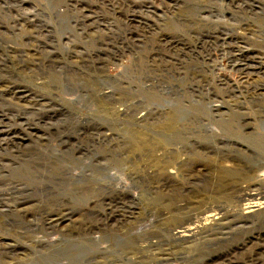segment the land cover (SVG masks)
<instances>
[{
	"label": "rangeland",
	"instance_id": "obj_1",
	"mask_svg": "<svg viewBox=\"0 0 264 264\" xmlns=\"http://www.w3.org/2000/svg\"><path fill=\"white\" fill-rule=\"evenodd\" d=\"M26 1L39 6L41 32L34 25L35 32L14 29V9L0 10V132L12 131L0 133V165L8 166L0 174L5 176L0 178V194L9 205L23 200L18 209L25 216L13 218L3 211L8 204L0 195V262L218 264L225 260L231 246L223 238L229 237L226 232L205 228L183 242L175 230L195 224L184 222L188 213L203 216L214 204L234 207L233 185L264 181L259 160L233 145L238 139L253 149L254 143L264 145V123L256 117L255 134L246 126L233 133L228 124L215 126L212 135L197 129L193 116H200L190 102L212 88L216 96L201 101L220 103L215 98L234 97L231 89V93L222 89L225 84L218 74L231 77L232 83L244 80L230 70L216 43L213 48H196L197 0L175 4L154 0L155 6L137 0L132 7L92 1L102 25L83 35L76 19L81 10L65 7L71 0ZM224 2L203 0L199 7L225 11ZM54 4L67 13L66 20ZM260 4L264 0H255V9L237 16L251 23L246 26L248 46L264 54V12H254ZM128 8L135 15L130 24L125 18ZM13 46L28 53L22 56ZM202 50L213 55L206 63L215 59L221 65L198 66L196 52ZM201 69L207 71L204 76L211 85ZM202 79L204 87L199 86ZM67 81L76 89L64 85ZM243 83L248 92L257 85ZM13 89L24 91L26 98ZM245 100L264 106L258 95ZM226 103L225 108L230 107ZM182 106L190 114L186 109V118L178 121L173 113ZM62 213L65 219L51 226L48 219ZM255 223L248 225L246 245H238L236 260L246 257L249 263L257 255L256 232L263 231L264 219Z\"/></svg>",
	"mask_w": 264,
	"mask_h": 264
},
{
	"label": "bare ground",
	"instance_id": "obj_2",
	"mask_svg": "<svg viewBox=\"0 0 264 264\" xmlns=\"http://www.w3.org/2000/svg\"><path fill=\"white\" fill-rule=\"evenodd\" d=\"M71 1L72 4L67 3L65 7L67 10L71 8L72 9L78 8L81 10L79 11L76 17V19H78V23H80L79 33L81 35L88 33L89 30L92 29L96 30L99 28L100 25H102L101 24L102 17L99 16L97 12L94 13L92 10V7L94 6L92 1L97 2V0H75V1L71 0ZM107 1H109L111 5L114 3L115 6L118 7H120V2H123L124 5H128V7H132L135 4H137L136 3L137 0H102V3L104 4ZM153 1L154 0H146L144 1V5H146V3L147 5H150L151 2L154 5L155 3ZM177 1L179 0H157L159 4L162 3L175 4ZM225 1L226 2H224V4L222 3L225 11L222 10L217 11L212 8H209L208 10L201 9L202 6L201 7L199 6L201 2L203 3V0H197L198 4H197L196 12L193 13V15H195L193 20H195L194 22L197 24V27L199 28L198 33L200 34V36L198 37L196 48H204L207 46L213 48L212 47L213 44L216 43L217 47L221 48L220 50L224 52L225 54L224 56L226 58L223 57V59L224 58L226 59L227 65L230 68V70L235 69L237 72L240 73V75L243 77L244 80L243 81L241 80L242 84H238L237 82L232 83V79H230L231 77H228L223 74H218L217 79L224 82L225 84L224 86H222V89L228 93H231L232 90L233 93L231 95L234 97H229L226 99L223 97L222 100H218L217 98H215L216 99L215 101H220V103H213L210 101L206 103L204 101H201V98L203 97L209 98L210 96L212 97L213 95L216 96L215 94L216 92L213 90V88L212 90L209 89L206 90L204 93L206 94V96L199 95L200 100L195 102H190V105L191 106L193 105L192 108L196 109L200 117L207 116L208 119L204 121L203 118L202 120L200 119V117L194 115L193 121L195 122L197 129L199 131H204L208 135H212L215 132V126L219 127L220 125H224V124H228L231 131H234L233 133L240 132L242 128L246 126L247 128L252 129L251 130L252 134H255L254 125H255L256 117L258 118L261 117L262 122L264 123V106L260 101H247L245 99L246 98L254 99L255 95H258V97L264 99V54H262V51H256L254 47L248 46L247 43L249 38L247 39V33L249 32L250 29L246 26L250 25L251 23L249 21H244L243 17L237 16V12L246 13L247 9L249 8L255 9L254 8L255 0H253L254 2H251L250 0H225ZM100 2L98 1L97 3ZM138 2H143V1H138ZM48 3H50V1ZM54 6L55 8H57L56 13L62 14L64 19L66 20L67 13L64 11L61 12V10L58 9L56 4H54ZM257 6L258 5H256V7ZM1 9H5V10L8 9V11H12V9H14V13L11 17V20L14 23L12 26L14 29L17 28L24 32L30 33V32H35L32 29L34 25L35 28H37V30H40L41 32L42 29L41 25L43 26V20L41 19L40 16L37 15L40 10L39 6H35V4H32L29 1L24 0L23 3L21 4H7L4 2L3 3L0 2V10ZM147 9L149 8L147 7ZM262 11L264 12V5L260 4L258 10L254 12L255 14H257V13H261ZM117 12H121V10H118ZM134 16H135L134 12H130L128 8L127 11L125 12L126 22L130 24L132 21L135 20ZM87 27L89 29H87ZM204 27H206L205 34L203 33ZM203 34L206 37V39L204 40L202 39ZM217 42H221V43H217ZM12 49L14 51L20 52L22 56H25L28 53V50L22 48V46L20 47L13 46ZM205 51L206 50L196 52L198 56L197 57V61L199 63L198 66L203 67L205 64H208L209 66L221 65V63L215 59L212 60L211 64L206 63L208 62V60H211L213 58V55L211 53V50L206 51L207 54L205 53L204 55ZM36 54L37 53L35 52L32 53L31 55H36ZM206 55H208L209 58L207 57L206 59L205 58ZM204 59L206 60L204 61ZM200 71L202 72L201 75L203 79L208 81L209 84L211 85V82L208 79H206L204 76L207 74V71H204L203 69H201ZM203 79L199 82V86L204 87L205 84L203 82L204 81ZM253 81H255L257 85L253 90L248 92L247 88L246 89L244 88L245 85H243L244 84L243 82L245 83L247 82L250 84ZM70 82L71 81L69 82L67 81V83H65L64 85H66L67 87L75 88L76 84ZM81 86H83V84H81ZM12 91L20 98H26V93L24 91L22 90L14 91V89ZM200 93L203 94L202 91ZM225 95L226 94L224 93L223 96ZM78 96L79 95H77V98ZM224 102H227L226 104L231 103L229 104L230 107L225 108V106L223 105ZM186 109L187 107L182 106L179 108L180 110L179 113H173L175 114V117L178 121L181 120L180 118L183 119L186 118V114L183 113ZM123 113L126 114V111H124ZM188 113L190 114L189 111ZM234 116H239V118L232 119V117ZM0 127H2V125H0ZM1 132L10 133V134L12 133V131L8 129L2 130ZM233 145L239 151L241 152L244 151L248 153L251 157H256L255 161L257 162V159L259 160L258 165L260 168H258V171L263 170L264 145L259 147L257 143H254L253 146L256 149H253L250 145L246 144L244 141L239 139L237 141L235 140V142H233ZM6 167L8 166L0 165V174L3 173V170ZM0 178L5 179V176H0ZM18 180H20V178H18ZM263 182L264 181H260V182L250 181L238 187L236 185H233L232 188L235 192L234 197L236 196L234 207H231L230 209L229 208L226 209L225 206L221 204H214L208 209V212L203 216L188 213L183 217L184 222H195V224L189 227L184 226V228H178L175 230V234H178V236L183 242H187L190 240V238L195 236L196 231H201L204 230L205 228L210 229L211 227L210 229L211 231L213 230L215 232H220V233L226 232L229 236L228 237L229 239L227 238V236L223 238H225L224 240H226L227 242L230 241L231 246L229 248V251L231 252L229 253L228 251L227 258L225 260H221L218 264H264V224H260V226L263 228V231L256 232L258 234L257 235L258 237L255 241V244H257L256 246L258 248L257 255L252 257L251 260L249 259L248 260L249 263H247L246 257L242 260H236L234 256L239 248L238 245L240 244L246 245V234H247L248 225L252 224V226L255 227L257 226L255 221H257L259 218L264 219ZM0 195H1V199L5 201L6 205L8 204L7 208H5V206L3 205L4 206L3 211H9L13 218L23 217L25 219V216L20 212V209H18V206L24 203L23 200L18 201L17 199H15L16 202L13 205L11 204L9 205V202H7L8 200H6L4 197V193H1ZM2 200H0V202ZM9 206L12 207L10 208ZM64 219H65V213H62L49 218L48 222L51 224V226H57L59 222ZM115 220L117 223H123V220L119 218H116ZM45 254L50 255V253H45ZM39 261L42 262L50 261V262L60 263L66 260H39ZM206 263L208 262H200V264H206ZM0 264H7V263L0 262ZM24 264H31V262L30 260H28Z\"/></svg>",
	"mask_w": 264,
	"mask_h": 264
}]
</instances>
